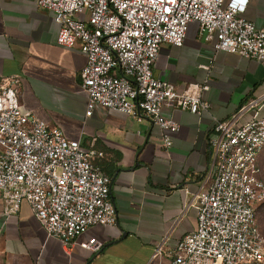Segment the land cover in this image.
I'll use <instances>...</instances> for the list:
<instances>
[{
  "label": "built area",
  "instance_id": "obj_1",
  "mask_svg": "<svg viewBox=\"0 0 264 264\" xmlns=\"http://www.w3.org/2000/svg\"><path fill=\"white\" fill-rule=\"evenodd\" d=\"M248 0H37L59 25L57 41L80 43L87 62L80 86L89 116L97 106L151 120L162 130L163 146L173 144L180 124L162 114L175 106L194 114L209 112L201 93L158 78L153 65L161 46L184 44L191 23L199 24L215 54L227 51L264 62V26L241 16ZM22 77L0 76V196L2 215L17 214L27 202L47 232L70 247L90 228L117 224L111 178L100 163L104 152L83 148L20 103ZM200 91L209 89L205 81ZM245 108V107H244ZM243 108V109H244ZM216 120L208 138V187L197 195L196 229L170 252L171 264H264V234L257 207L264 202V117L255 114ZM156 244L154 256L163 251ZM80 245L100 252L92 237Z\"/></svg>",
  "mask_w": 264,
  "mask_h": 264
},
{
  "label": "crops",
  "instance_id": "obj_2",
  "mask_svg": "<svg viewBox=\"0 0 264 264\" xmlns=\"http://www.w3.org/2000/svg\"><path fill=\"white\" fill-rule=\"evenodd\" d=\"M241 16L264 26V0H248ZM58 33L53 12L37 0H0V76L22 77L23 109L83 148L104 152L100 165L111 178L117 224L92 227L70 247L48 236L27 202L17 214L2 215L0 196V264H171L170 252L197 227V195L210 184L208 138L216 120L237 117L241 126L255 114L264 117V62L215 54L214 41L204 39L196 22L182 46L163 44L155 76L201 93L210 105L200 114L164 106L162 114L180 124L166 149L161 128L147 118L100 105L86 114L88 96L80 86L86 55L79 42L59 44ZM205 81L209 89L201 92ZM94 236L105 242L98 253L80 245ZM162 240L163 251L154 256Z\"/></svg>",
  "mask_w": 264,
  "mask_h": 264
},
{
  "label": "rangeland",
  "instance_id": "obj_3",
  "mask_svg": "<svg viewBox=\"0 0 264 264\" xmlns=\"http://www.w3.org/2000/svg\"><path fill=\"white\" fill-rule=\"evenodd\" d=\"M260 165L264 172V151L260 155ZM258 213H259L258 216H259L260 225L264 233V203L260 206Z\"/></svg>",
  "mask_w": 264,
  "mask_h": 264
},
{
  "label": "trees",
  "instance_id": "obj_4",
  "mask_svg": "<svg viewBox=\"0 0 264 264\" xmlns=\"http://www.w3.org/2000/svg\"><path fill=\"white\" fill-rule=\"evenodd\" d=\"M262 170H263V169H262ZM262 178H263V180H264V172H263ZM263 203H264V202L260 203L259 206L257 207V215L259 214V213H258V212H259V208H260V206H261ZM258 223H259L260 229H261V231H262V228H261V225H260V221H259V216H258ZM262 233H263V231H262ZM263 234H264V233H263Z\"/></svg>",
  "mask_w": 264,
  "mask_h": 264
}]
</instances>
